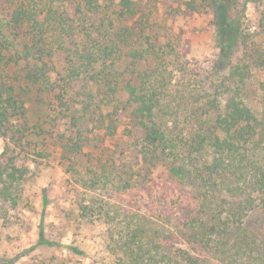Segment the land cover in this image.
Listing matches in <instances>:
<instances>
[{"label": "trees", "instance_id": "16d2710c", "mask_svg": "<svg viewBox=\"0 0 264 264\" xmlns=\"http://www.w3.org/2000/svg\"><path fill=\"white\" fill-rule=\"evenodd\" d=\"M1 1L7 20L0 23V133L8 140L0 152L1 204L15 208L20 201L16 189L28 172L20 156L39 139L41 149L31 154L43 157L46 144L59 148L65 171L86 190L120 191L149 209L121 216L97 198L79 199L82 215L107 219L101 264H207L198 257L204 249L219 252L223 264H251L244 255L256 238L244 223L249 211L264 213V79L255 86L250 78L264 55L249 48L251 60L227 61L223 72L220 64L241 34L221 20L220 3L219 59L197 78L181 59L180 39L161 41L153 30L151 0ZM185 6L196 9L193 0ZM119 111L128 147L144 161L140 178L128 162L116 175L114 159L84 160L76 169L84 148L97 146L96 132L117 133ZM161 163L165 171H151ZM47 203L43 189L37 240L24 252L64 245L44 237ZM64 246L84 254L78 245ZM21 254L2 256L0 264Z\"/></svg>", "mask_w": 264, "mask_h": 264}, {"label": "rangeland", "instance_id": "374dc122", "mask_svg": "<svg viewBox=\"0 0 264 264\" xmlns=\"http://www.w3.org/2000/svg\"><path fill=\"white\" fill-rule=\"evenodd\" d=\"M151 1L153 30L161 41L180 39L177 49L181 59L186 61L189 67H194L195 73H200L197 78L210 72L214 61L219 59V46L223 41L218 32L219 20L217 22L215 16L216 2L220 3V8L222 7L221 20L225 23L229 22L228 24L233 21L234 29L238 25L237 29L241 34L230 55L220 64L223 72L226 71L227 61L251 60L247 51L249 48H258V51L260 50L264 55V0H193L195 10L185 6V2L192 0ZM6 20L7 10L0 0V23ZM251 69L250 82L251 85L256 86L257 80L264 79V63L253 64ZM205 84L209 85V83ZM37 101L38 98L30 101L31 111L35 114L40 111ZM252 107L259 115L260 108L255 100L252 102ZM119 115L121 119L117 123V133L109 136L104 135L102 131L96 132L97 146L84 148L83 159L74 160L76 169H82L86 165L84 160L89 164L91 159L94 162L95 159L100 158L102 163L114 159V163L110 162L113 160L109 162L116 175L123 171V164L127 165L128 162L133 178H140L142 171L139 164H144V161L138 163L136 159L139 156L136 157L133 148L128 147L130 140H126L125 133V128L128 126L127 119L124 111H119ZM34 141V146L29 148L24 156H20V163H24L28 171L16 189L20 201L15 208H12L1 204L0 200V258L22 253L18 259L9 264H101L103 262L101 260L107 258L105 248L107 219L100 214L99 216L82 215L78 208L79 199L84 197L89 200L93 197L96 200L97 198L98 203L120 209L121 216L124 213L136 212L146 215L149 209L140 201L138 203L129 201L127 194L120 191L86 190L65 171L59 160V148L46 144L43 146L46 149L44 156L38 157L31 153L40 150L42 143L39 139ZM6 143L8 140L0 133V152ZM127 148L131 149L127 150ZM178 161L182 162L180 165L185 169V160L178 159ZM164 165L165 163H161L157 166L159 170L153 168L151 171L161 174V171L166 170ZM43 189L48 199L42 216L44 237L58 244L78 245L81 251H84L83 255L71 252L64 245L56 244H40L24 252L37 240V227L43 207ZM119 220L120 217L115 218L116 223ZM244 224L248 230L253 231L256 238L254 251L245 254L244 259L251 264H264V213H258L257 210L249 211ZM198 257L207 264H223L219 252L204 249L198 253Z\"/></svg>", "mask_w": 264, "mask_h": 264}]
</instances>
